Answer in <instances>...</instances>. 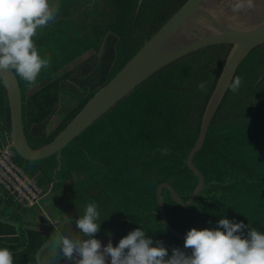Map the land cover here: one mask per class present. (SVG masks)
<instances>
[{
	"label": "trees",
	"instance_id": "trees-1",
	"mask_svg": "<svg viewBox=\"0 0 264 264\" xmlns=\"http://www.w3.org/2000/svg\"><path fill=\"white\" fill-rule=\"evenodd\" d=\"M52 2L59 3L55 20L33 37L39 54L51 57L50 63L35 84L18 77L26 133L36 149L51 142L186 0ZM229 50L227 45L211 46L167 66L73 140L60 157L26 161L15 156L40 188H51L43 202H49L53 218L68 215L73 228L62 226L67 236L87 238L75 221L94 201L101 223L93 235L103 246L110 240L115 246L129 231L143 227L154 243L163 242L169 255L173 248L190 254L184 240L163 224L157 188L169 183L185 202L195 191L198 178L187 158ZM90 51L80 71H65ZM235 76L242 77V83L237 91H227L194 158L205 188L187 207L177 204L168 189L162 191L167 220L183 234L192 227L215 228L221 215L264 231V44L245 58ZM68 79L86 96L79 97L72 85L68 90ZM200 81L207 82L205 90L197 87ZM62 93L79 99V104L50 132ZM10 127L8 97L0 84L2 138L10 136ZM164 148L170 151L162 154ZM49 238L44 231L21 229L22 250L13 264H76L75 254L62 257L53 246L41 253L38 263L36 255Z\"/></svg>",
	"mask_w": 264,
	"mask_h": 264
},
{
	"label": "water",
	"instance_id": "water-1",
	"mask_svg": "<svg viewBox=\"0 0 264 264\" xmlns=\"http://www.w3.org/2000/svg\"><path fill=\"white\" fill-rule=\"evenodd\" d=\"M234 3L235 0H186L115 77L91 97L71 122L51 142L37 149L31 146L27 137L18 76L5 69L4 86L9 102L10 142L14 154L27 161L43 160L55 154L60 157L73 140L167 66L211 46H229L224 67L206 106L198 139L187 158L188 167L198 178L195 191L185 202L171 184L162 183L157 188L163 224L184 240L185 234L174 229L167 220L162 191L168 189L176 203L185 207L193 204L201 194L205 188V177L194 158L205 143L215 114L229 90V82L245 58L264 44V0H256L253 7H245L238 12L233 10Z\"/></svg>",
	"mask_w": 264,
	"mask_h": 264
},
{
	"label": "clouds",
	"instance_id": "clouds-1",
	"mask_svg": "<svg viewBox=\"0 0 264 264\" xmlns=\"http://www.w3.org/2000/svg\"><path fill=\"white\" fill-rule=\"evenodd\" d=\"M255 2L235 0L233 10L251 8ZM58 11L59 3L52 0H0V84H6L5 69L12 70L30 85L36 83L50 61L39 54L33 37L38 29L55 20ZM206 83L200 81L197 87L205 90ZM241 83L242 77L235 76L228 87L235 92ZM160 151L167 154L170 149ZM99 216L97 203L89 202L75 221L76 228L87 238L74 239L61 234L53 244L56 252L66 258H72L75 253L79 257L76 264H106L109 255L110 264H264V231L226 215H221L215 228L187 230L184 248H190V254L173 248L171 255L163 242L154 243L143 227L129 231L115 246L110 240L102 247L93 235L100 228ZM0 264H13L9 247H0Z\"/></svg>",
	"mask_w": 264,
	"mask_h": 264
},
{
	"label": "crops",
	"instance_id": "crops-1",
	"mask_svg": "<svg viewBox=\"0 0 264 264\" xmlns=\"http://www.w3.org/2000/svg\"><path fill=\"white\" fill-rule=\"evenodd\" d=\"M90 52H91L90 54L91 56L93 52L92 51ZM89 57L82 60V62H85ZM0 140L4 141V142H0V145L10 144V136L9 137L6 136ZM31 178L38 181L36 177H31ZM50 190L51 188L49 187L47 191L50 192ZM43 205L45 210L47 209L46 216L48 218L43 216L44 213ZM33 208L34 207H26L18 204L7 192L0 189V247H2L3 244L4 247H9L13 253V257L15 258L16 257L15 254L18 253L20 250H22L19 247L22 245V242L19 241L21 229L22 230L34 229V230L47 232L50 234V238L48 242L42 247L41 251L36 255L37 261L39 263L41 253L51 248L55 243V239L59 238L61 234L66 235L67 231L64 230L62 226L66 224L65 219H69V218L68 215L59 218H53L51 215L49 202L44 203L42 201L40 206L34 209ZM19 217L21 220H18ZM66 226L69 228L68 229L69 231H72L73 226L70 222ZM101 245L103 246L102 242ZM108 258L109 261L106 262V264H110V255L108 256Z\"/></svg>",
	"mask_w": 264,
	"mask_h": 264
},
{
	"label": "built area",
	"instance_id": "built-area-1",
	"mask_svg": "<svg viewBox=\"0 0 264 264\" xmlns=\"http://www.w3.org/2000/svg\"><path fill=\"white\" fill-rule=\"evenodd\" d=\"M15 156L11 144L0 145V188L20 205L40 206L49 191H44L36 180L26 174L15 161ZM74 259L79 257L75 255Z\"/></svg>",
	"mask_w": 264,
	"mask_h": 264
},
{
	"label": "rangeland",
	"instance_id": "rangeland-1",
	"mask_svg": "<svg viewBox=\"0 0 264 264\" xmlns=\"http://www.w3.org/2000/svg\"><path fill=\"white\" fill-rule=\"evenodd\" d=\"M91 54V52H87L84 54V56H82L80 59H77L76 61L72 62L65 71H72L74 72L73 74L77 73L78 71H80V67L82 66L83 62L82 60L86 59L87 57H89ZM51 57L47 58L50 60ZM61 73H63V71L59 72L58 74L54 75L52 78L56 79ZM68 84H70L68 86V90H70L71 88V85H72V88L71 90L73 91H78L77 92V95H80L79 97H84L86 96L87 92L84 93L82 90H80L81 86L76 83L75 81H73L72 79H68ZM67 84V85H68ZM34 91H31L29 92V96L30 94H33ZM79 104V99H76V98H71V96H68L67 94L65 93H62L61 95V102L58 106V109L56 110L55 114H54V117L51 121V125H50V132H52L57 126H58V122L61 121L64 116L66 115L67 112H70L72 110H74L76 108V106ZM50 122V121H49ZM0 139H2V133L0 131ZM0 142H4L3 140H0ZM21 167H23L21 165ZM43 208H44V205H43ZM47 210V209H46ZM46 210L44 208V213H43V216L48 218L46 215ZM66 221V225H68V223L70 222L69 219H65ZM68 220V222H67ZM75 260V259H74ZM109 261V258L106 257V262Z\"/></svg>",
	"mask_w": 264,
	"mask_h": 264
}]
</instances>
